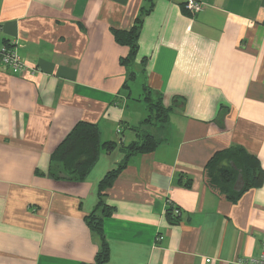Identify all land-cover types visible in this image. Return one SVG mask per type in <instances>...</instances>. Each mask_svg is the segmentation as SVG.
<instances>
[{
  "label": "crops",
  "instance_id": "1",
  "mask_svg": "<svg viewBox=\"0 0 264 264\" xmlns=\"http://www.w3.org/2000/svg\"><path fill=\"white\" fill-rule=\"evenodd\" d=\"M184 1L152 0L126 69L128 48L111 29H130L145 0H0V51L11 45L28 66L14 74L0 61V264L94 261L86 216L146 116L144 87L169 118L150 129L154 150L127 157L105 191L102 264H233L257 253L264 177L230 201L204 167L241 145L264 172V0H200L196 14ZM78 121L115 145L83 180L53 179L50 155Z\"/></svg>",
  "mask_w": 264,
  "mask_h": 264
},
{
  "label": "trees",
  "instance_id": "2",
  "mask_svg": "<svg viewBox=\"0 0 264 264\" xmlns=\"http://www.w3.org/2000/svg\"><path fill=\"white\" fill-rule=\"evenodd\" d=\"M145 2L147 5L141 6L130 29H111L114 40L128 48L126 55L119 59L120 65L126 69L134 60L142 18L152 7V0ZM132 73H129V77ZM143 91L147 113L137 125L131 127L136 138L122 146L125 152L124 160L99 181L97 206L86 216L88 226L99 239V249L90 264H102L109 258V249L102 228V215L107 209L103 197L107 187L124 167L127 157L154 150L160 140L150 132V129L164 127L169 118L170 107L163 104L160 94L146 87ZM114 145L115 142L111 140L101 141L96 123L78 121L52 151L48 175L53 179L83 180L96 162L100 151L102 149L109 151ZM238 173L242 175L243 185L240 190H235L233 185ZM204 177L206 184L219 196L235 201L245 190L258 187L263 180L264 172L256 155L249 153L241 145H231L216 150L210 156L204 167ZM174 209V205L168 204V213L177 215Z\"/></svg>",
  "mask_w": 264,
  "mask_h": 264
},
{
  "label": "built area",
  "instance_id": "3",
  "mask_svg": "<svg viewBox=\"0 0 264 264\" xmlns=\"http://www.w3.org/2000/svg\"><path fill=\"white\" fill-rule=\"evenodd\" d=\"M203 2L200 0H185L184 7L191 13L196 14L203 9ZM0 61L4 69L13 72L14 74H21L28 66L23 58L18 54L16 49L11 45L5 46L0 51ZM31 68V67H30ZM33 71V68H31ZM178 213V209H174ZM233 264H264V236L261 239L260 247L255 255L238 256Z\"/></svg>",
  "mask_w": 264,
  "mask_h": 264
},
{
  "label": "water",
  "instance_id": "4",
  "mask_svg": "<svg viewBox=\"0 0 264 264\" xmlns=\"http://www.w3.org/2000/svg\"><path fill=\"white\" fill-rule=\"evenodd\" d=\"M242 185H243L242 175L240 173H238L237 178L234 182L233 188L235 190H240L242 188Z\"/></svg>",
  "mask_w": 264,
  "mask_h": 264
},
{
  "label": "rangeland",
  "instance_id": "5",
  "mask_svg": "<svg viewBox=\"0 0 264 264\" xmlns=\"http://www.w3.org/2000/svg\"><path fill=\"white\" fill-rule=\"evenodd\" d=\"M134 96H136L137 94H142V92L140 91V89H139V87L137 86V87H135V90H134ZM142 96H143V94H142ZM147 113V112H146ZM145 113V114H146Z\"/></svg>",
  "mask_w": 264,
  "mask_h": 264
}]
</instances>
